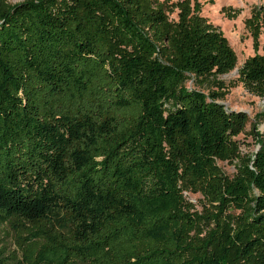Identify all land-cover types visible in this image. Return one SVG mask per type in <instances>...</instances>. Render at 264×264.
Returning <instances> with one entry per match:
<instances>
[{
	"label": "trees",
	"instance_id": "16d2710c",
	"mask_svg": "<svg viewBox=\"0 0 264 264\" xmlns=\"http://www.w3.org/2000/svg\"><path fill=\"white\" fill-rule=\"evenodd\" d=\"M200 12L0 0V226L16 245L0 264H264V107L258 149L242 154L249 119L219 102L237 57ZM263 21L254 8V54L237 69L259 99Z\"/></svg>",
	"mask_w": 264,
	"mask_h": 264
},
{
	"label": "rangeland",
	"instance_id": "374dc122",
	"mask_svg": "<svg viewBox=\"0 0 264 264\" xmlns=\"http://www.w3.org/2000/svg\"><path fill=\"white\" fill-rule=\"evenodd\" d=\"M5 1L13 5L20 3L23 0ZM196 1L201 5V15L219 28L237 57L236 69L219 77V80H221L226 87L224 89L225 96L219 102L224 105L226 110L241 112L248 117L249 122L247 123L244 132L239 134L236 139L239 141L242 154L253 153L257 151L258 145H256L255 140L250 133V123L254 121V116L263 109L264 99L252 97L245 92L237 82V69L248 57L254 54L251 30L247 25V20L254 8L264 7V0ZM236 11L238 12V15H234L231 18L227 16V14L232 15ZM170 18L173 19L174 15H171ZM260 29V35L257 41V53L264 55V21ZM187 85L191 87L192 84L191 82H188ZM263 129L264 122L258 123L255 127V131L260 134L263 132ZM217 165L226 176L232 177L234 175L235 167L233 164L217 162ZM186 199L195 206L196 210H201L202 201L198 194H186ZM14 239V233L9 227L0 226V250L3 251L4 256H9L15 251L16 245Z\"/></svg>",
	"mask_w": 264,
	"mask_h": 264
}]
</instances>
